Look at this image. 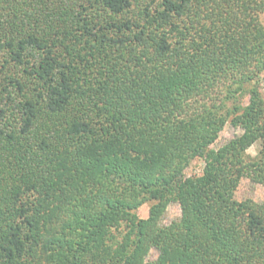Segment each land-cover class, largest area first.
Here are the masks:
<instances>
[{"label": "trees", "instance_id": "1", "mask_svg": "<svg viewBox=\"0 0 264 264\" xmlns=\"http://www.w3.org/2000/svg\"><path fill=\"white\" fill-rule=\"evenodd\" d=\"M263 11L0 0V264H264Z\"/></svg>", "mask_w": 264, "mask_h": 264}, {"label": "rangeland", "instance_id": "2", "mask_svg": "<svg viewBox=\"0 0 264 264\" xmlns=\"http://www.w3.org/2000/svg\"><path fill=\"white\" fill-rule=\"evenodd\" d=\"M260 20L264 25V11L260 14ZM260 90L264 97V74H261L260 77ZM239 133V129L233 128L229 123H226L223 129L219 132L217 139L212 144V147H217L235 134ZM259 149V143L256 142L252 144L248 149L247 153L250 156H254ZM203 166V161L200 158H195L191 161V163L185 168L184 172L187 176L196 175L201 172V168ZM235 198L237 200H242L244 198H251L257 202L263 200L264 198V188L261 184L253 183L247 177H242L239 181V184L235 190ZM150 206V202L142 204L137 209V214L141 218H145L148 215V209ZM180 215V208L177 203H170L162 217V223L167 224L170 221L176 219ZM157 253L155 250H150L148 253L146 260H152L156 257Z\"/></svg>", "mask_w": 264, "mask_h": 264}]
</instances>
